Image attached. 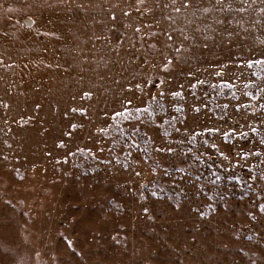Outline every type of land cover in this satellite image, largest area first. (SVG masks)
I'll return each mask as SVG.
<instances>
[{"label":"rangeland","instance_id":"obj_1","mask_svg":"<svg viewBox=\"0 0 264 264\" xmlns=\"http://www.w3.org/2000/svg\"><path fill=\"white\" fill-rule=\"evenodd\" d=\"M185 2L0 0V264H264V0Z\"/></svg>","mask_w":264,"mask_h":264},{"label":"snow or ice","instance_id":"obj_2","mask_svg":"<svg viewBox=\"0 0 264 264\" xmlns=\"http://www.w3.org/2000/svg\"><path fill=\"white\" fill-rule=\"evenodd\" d=\"M187 2H188V0H186V2H185V6H187ZM138 3L143 4V3H144V0H138ZM177 10H178V9H177ZM125 14L127 15V13H125ZM112 18L115 19L114 16H113ZM137 31H139V29H137ZM169 39H171V36H169ZM0 63H2V62H0ZM169 64H171V61H168V62L164 65V68L167 69L168 66H169ZM247 67L250 68V67H252V65H251V64H248ZM216 74H217V75H221L220 72H217ZM198 82H199V83H203V81H198ZM160 95L162 96V95H163V92H160ZM173 95H180V93H178V92H177V93H173ZM249 95H251V94H249ZM84 96H85V97H88V96H90V93H84ZM131 104H132V101H131V100L126 101V103H125V105H124V111L117 112V113H115V115H116V116H122V117L127 118V117L125 116V114L127 113L128 116H131V115H132V112L129 110V107H128V106L131 105ZM225 107H227V106H225ZM242 107H245V108H246L247 105H243ZM260 107H261V108H264V104H262ZM178 110H180V109H178ZM194 110L198 111V109H194ZM73 111H77V109H73ZM137 111H139V109H137ZM236 111H240V107H237V108H236ZM249 127H251V126H249ZM72 128L75 129V128H76V125L73 124V125H72ZM99 131L104 132L105 129L102 128V129H99ZM219 131H220L219 129H206V130H205V132H206L207 134H214V133L219 132ZM251 131H252V132H256L257 129L253 127V128H251ZM235 134H236L235 131H233V132H231V133H230V132H225V133H224L225 136H231V135H235ZM69 135H70V133H69ZM238 135H239L240 138H247L248 133H246V132H239ZM259 142H260L261 144H264V138H262ZM213 147H214V145H213ZM156 150H157V151H166V152H169V153L172 152L171 147H168V148H158V149H156ZM249 154H251V155H255V156H257V157H259V156H261V155H264V153H259V152H256V151H253V152H251V153H243V152L237 153V155L240 156L241 159L246 158V156L249 155ZM220 155H221V156H224L223 153H220ZM225 158H226V157H225ZM233 166L235 167V166H237V165H233ZM217 179H219V177H217ZM69 244H70V242H69Z\"/></svg>","mask_w":264,"mask_h":264}]
</instances>
